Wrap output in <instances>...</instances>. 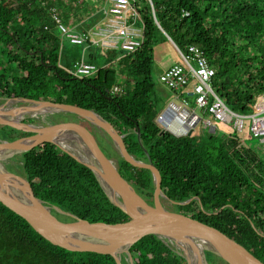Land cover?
<instances>
[{
  "label": "trees",
  "instance_id": "16d2710c",
  "mask_svg": "<svg viewBox=\"0 0 264 264\" xmlns=\"http://www.w3.org/2000/svg\"><path fill=\"white\" fill-rule=\"evenodd\" d=\"M152 3L155 14L149 0L136 4L144 24L138 50L110 49L96 72L78 76L74 64L82 50L70 42L73 50L67 47L50 8L57 7L71 29L88 31L94 20L87 0H0V96L94 109L124 135L132 155L153 160L168 197L163 200L175 211L218 228L264 262V147L245 144L236 130L228 134L218 128L194 130L181 137L168 130L162 133L158 118L163 111L152 73L156 46L161 40L169 41L160 24L180 48L200 46L216 69L212 86L217 94L234 111L250 112L264 93V0ZM98 52L90 50L89 60L94 62ZM185 97L195 106L192 93ZM29 134L0 125L4 139ZM118 158L123 177L153 204L152 172ZM22 159L34 193L49 204L90 222L130 220L108 197L94 171L58 145L44 142L24 152ZM54 213L62 220H74ZM130 252L135 264H188L154 234L141 237ZM207 255L211 264H216L213 258L229 264L211 252ZM122 260L130 264L125 255ZM0 264L117 261L111 254L71 251L53 244L0 201Z\"/></svg>",
  "mask_w": 264,
  "mask_h": 264
},
{
  "label": "water",
  "instance_id": "95a60500",
  "mask_svg": "<svg viewBox=\"0 0 264 264\" xmlns=\"http://www.w3.org/2000/svg\"><path fill=\"white\" fill-rule=\"evenodd\" d=\"M158 25L168 39L175 43L161 25ZM0 98L5 99V102L0 104V111L8 101L25 102L26 105L19 107L25 109L29 107L30 103L34 102L39 103V105L54 106L58 112L77 115L82 121H87L91 127L88 128L85 124L77 121L53 123L43 121L44 123H40L34 117H32L34 118L33 121L28 122L15 121L0 116V125H7L31 133L14 140L0 137V153H5V156L1 159H6L8 153L12 156L15 154L22 155L44 142H52L78 161L89 166L111 201L131 217L130 220L119 223L90 222L82 219L72 212L51 205L37 197L26 177L13 173L8 168L0 167V201L25 218L38 233L53 244L71 251L111 254L116 259L117 264H123L122 259L125 255L130 264H135L130 252L131 246L141 237L154 234L165 243L173 244L176 247H178L176 243L180 241L189 243L203 241L209 245L208 251L221 257L229 264H264L243 244L229 237L218 228L166 208L162 199H168V197L162 189L161 172L153 160L149 157L148 161H144L132 155L127 149L124 135L119 134L116 128L94 109L25 97L5 98L0 96ZM170 109L174 108L170 107ZM6 113H9V111ZM176 120V126L174 125L176 129L171 128L170 124L165 122L161 132L164 133L168 130L178 137L192 135L198 124L194 122L184 125L181 116H178ZM179 124L181 127H178ZM95 127L108 135L106 136L112 140L120 157L134 166L147 168L152 172L155 185L153 204L140 195L135 187L123 177L120 172L119 158H113L105 151L97 137ZM60 135L69 136L76 149L88 155L90 160H83L78 154L68 149L67 145L54 139ZM18 179L22 183H19ZM191 200L180 203L185 204ZM174 202L172 201V203ZM54 210L64 213L74 218V220H62L54 213ZM178 253L186 258L188 264H193L185 251H178ZM197 264H209L205 250L200 253Z\"/></svg>",
  "mask_w": 264,
  "mask_h": 264
},
{
  "label": "built area",
  "instance_id": "2783aa9c",
  "mask_svg": "<svg viewBox=\"0 0 264 264\" xmlns=\"http://www.w3.org/2000/svg\"><path fill=\"white\" fill-rule=\"evenodd\" d=\"M149 1L155 14L152 0ZM138 2L139 0H115L111 7L113 16L121 21V25L117 29L119 48L126 52L136 51L143 44V37L134 35L129 29V23L140 17L136 7ZM50 11L63 36L70 43L85 45L91 41L92 35L90 31H75L63 21L57 7H51ZM175 47L182 62L169 67L160 75L159 80L173 90L177 98L181 100L180 104L171 102L169 105V108L173 107L174 110L177 107V110H175L176 119L181 116L184 125L194 122L199 124L203 120L197 111L190 106L189 100L185 97V94L192 93L195 98L194 108L201 109L213 117L214 120L206 119L207 126L210 127L211 131H215L218 128L216 121H219L231 124L237 132L244 133L247 127L246 120H250V131L264 143V93L252 105L250 112L239 113L234 111L212 86V79L216 74V69L211 65L205 51L196 44H189L185 49H182L175 43ZM97 70L98 65L96 63L87 62L83 58L77 60L74 64V72L78 76L91 75ZM190 86L191 89H189ZM158 120L163 123L167 122L164 119V114H161Z\"/></svg>",
  "mask_w": 264,
  "mask_h": 264
},
{
  "label": "rangeland",
  "instance_id": "374dc122",
  "mask_svg": "<svg viewBox=\"0 0 264 264\" xmlns=\"http://www.w3.org/2000/svg\"><path fill=\"white\" fill-rule=\"evenodd\" d=\"M94 1H96V0H94ZM101 12L102 13H100L99 18H101V17L103 18V13L105 12V10H103V11L101 10ZM66 43H67V47L69 49H72L73 46L69 43V41L67 39H66ZM79 50L80 51L82 50V55H83L84 49L82 46H79ZM79 50L77 51L78 53H79ZM72 53H73V51H72ZM89 53H90V49L87 51V54H86V60H88V61H89ZM99 53L100 52L97 53L98 57L94 60V62H96L97 64H99L102 61V57L99 56ZM179 62H182V60H181V57L179 56L175 46L170 41L161 40L155 48V63H154V68H153L152 73H153V78H154L155 83H156V94H157L158 101H159V107L163 111L161 114H164V119L170 123H173L176 120V112H174L175 111L174 109H170L169 105L171 102H175L176 104H180L181 100L177 98V96L173 92V90L169 89L166 85H164L163 83L160 82L159 77L161 74V68H163V69L167 68L168 69V67H170L171 65L179 63ZM190 100L195 101V98L191 97ZM4 102H5V99L0 98V104H2ZM17 105H19V106L26 105V103L19 101V102H17ZM191 107H193V106H191ZM197 112L203 118V120L195 127L194 130H196L197 132H202L204 130H210V127L207 126L206 119L214 120L213 117L211 115L206 114L201 109H197ZM27 119H34V118H32L30 116H26V117H24L23 121H27ZM35 120L40 122V123H44L43 121H48L50 123L64 122V121H77V122L81 121L82 122V120L77 115L67 114V113H62V112H56V113L49 114L44 120L43 119H37V118H35ZM246 122H247V127H246L245 132L244 133L238 132L241 139L244 141L245 144L254 145V146L261 145L262 147H264V143L261 142V139L256 138L253 135V133L250 131V129H249L250 120H246ZM83 123L90 127V124L87 121H83ZM160 123L164 127V123L162 121H160ZM216 123H217L218 129L227 133V134L235 132V129L231 125H229L228 123L219 122V121H216ZM95 130L97 133V137H98L101 145L105 149V151L107 153H109L113 158H118L119 153L117 150H115L114 143L112 142V140L109 137H107L108 135L105 134V132L98 129L97 127H95ZM102 134H103V136H102ZM72 152H74V151H72ZM3 163H4L5 167L8 168V170H10L13 173H16L20 176L26 177L25 176V170H24V163H23V159H22L21 154H15L12 157L6 158L3 160ZM162 201H163V205L166 208L175 211L173 205H171L170 202H167V201L165 202L163 199H162ZM61 214L64 216H68V215H65L64 213H61ZM172 246L177 253H178V251L182 252V250L179 249L178 247H176L175 245L172 244ZM208 252H211V251L205 250L206 259H207L208 263L211 264L210 259L208 258V255H207ZM212 254H214V253H212ZM214 255H216V254H214ZM213 262L216 264H227L226 262H224L218 258H213Z\"/></svg>",
  "mask_w": 264,
  "mask_h": 264
},
{
  "label": "crops",
  "instance_id": "0c3cea01",
  "mask_svg": "<svg viewBox=\"0 0 264 264\" xmlns=\"http://www.w3.org/2000/svg\"><path fill=\"white\" fill-rule=\"evenodd\" d=\"M87 1L90 3L91 6V12L89 17L92 18V20H94V24L88 29V31L91 32L92 39L91 41L87 42L85 45H77V46L83 47L84 49L83 53L85 55L83 54L81 58L85 59V61L93 62L91 60L89 61L86 60V54L89 49L90 50L97 49V51L100 52L99 56L101 57L103 56L102 60H104L105 53L108 50L119 48V37L117 36V29L119 25H121V21L116 19L111 13V7L114 4L115 0H96V1L87 0ZM101 10L102 11L105 10V12L103 13V18L102 17L99 18L100 13H102ZM129 29L134 35L139 37L143 36L144 24L140 19V17L135 20H132L129 23ZM170 42L172 43V41ZM172 44L175 46V43ZM164 70L166 71L167 68L164 69L161 68V74L165 72ZM192 108L197 111V109L194 108V106Z\"/></svg>",
  "mask_w": 264,
  "mask_h": 264
},
{
  "label": "bare ground",
  "instance_id": "6f19581e",
  "mask_svg": "<svg viewBox=\"0 0 264 264\" xmlns=\"http://www.w3.org/2000/svg\"><path fill=\"white\" fill-rule=\"evenodd\" d=\"M19 107L20 106L17 105V101H8L7 104H5L1 108L0 116L7 118V119L15 120V121L23 120L24 117L26 116L44 120L49 114L58 112L54 106L39 105V103H34V102L30 103L27 109L19 108ZM175 110H177V107H175ZM8 111L9 113H6L7 114L6 115L5 112H8ZM176 123H177L176 120L173 123H169L170 127L176 129L175 127ZM178 127H181V125L179 124ZM54 139L57 140L59 143L67 145L68 149H70L71 151H74V153L78 154V156L81 157L83 160H88V161L90 160V157L88 155L81 153L79 150L76 149V147L74 146L69 136L60 135V136H56ZM4 156H5V153H0V167L2 168H6L3 163L4 159H1ZM6 156L11 157L12 155H9L8 153L6 154ZM8 157H5V158H8ZM17 181L19 183H22L20 179H18ZM176 244L178 245L179 249L187 253V255L189 256L193 264H197V262L199 261L200 253L203 252L204 250H207V248H209V245L203 241H193L190 243L180 241Z\"/></svg>",
  "mask_w": 264,
  "mask_h": 264
},
{
  "label": "flooded vegetation",
  "instance_id": "af4514ba",
  "mask_svg": "<svg viewBox=\"0 0 264 264\" xmlns=\"http://www.w3.org/2000/svg\"><path fill=\"white\" fill-rule=\"evenodd\" d=\"M79 122H81V121H79ZM81 123H83V121L81 122ZM84 124V123H83ZM87 126V125H86ZM88 128H91V127H89V126H87ZM2 138V137H1ZM4 139V138H3Z\"/></svg>",
  "mask_w": 264,
  "mask_h": 264
}]
</instances>
